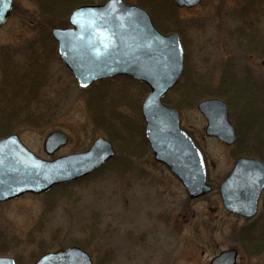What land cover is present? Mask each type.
<instances>
[{"label":"rangeland","instance_id":"374dc122","mask_svg":"<svg viewBox=\"0 0 264 264\" xmlns=\"http://www.w3.org/2000/svg\"><path fill=\"white\" fill-rule=\"evenodd\" d=\"M90 1L89 4H100L106 0ZM123 1L127 5H138L143 0ZM245 1L200 0L195 7L179 9L171 0L176 8L172 20L161 24L157 19V22L163 28L181 26L186 43L184 63L187 58L194 73L215 68L211 79L213 85L219 81L220 70L227 59L237 68L250 66L257 77L264 71V63L259 57L236 49L227 31L237 25L238 9ZM68 17L63 20L64 26L55 25L56 21H47L42 16L34 0H14L11 16L0 28V54L4 49L7 56L16 54L17 60L21 59L27 52V44L36 39L38 20L50 24L52 29L67 28L70 26ZM47 71L46 95L56 101L49 104L55 111L54 104L59 106L56 116L44 121L49 122L47 124L40 122L39 127L14 126L11 133L2 137L14 133L33 154L51 160L84 151L96 138L108 140L103 127L109 128L112 124L117 128L113 122L119 124L121 115L133 127H140L141 120L145 126L139 115L149 92L147 87L144 95L145 90L140 85L146 86L144 83L115 77L80 90L62 62L53 60ZM172 90L165 96L174 99L176 95ZM118 92H124L126 97L114 98ZM103 94L107 102L100 100ZM179 110L181 126L191 133L196 145L206 154L209 178L215 183L220 182L230 171L237 148L205 135L206 120L198 112L197 104L184 105ZM91 111L97 112V122L92 120ZM106 112L112 117H107ZM52 131L63 132L68 143L53 154H47L43 142ZM248 138L251 139L250 134ZM152 157L149 150L136 159H118L119 167L115 166L118 161L114 162L95 177L61 189L60 199L49 193L56 188L53 187L48 191L51 206L46 210L44 194H25L0 203V238L11 243L12 248L7 256L15 260L19 257L20 264H34L38 258L31 260L29 256L41 254V244L45 251L54 252L59 247L74 246L91 239L87 252L93 264H210L214 256L230 249L238 251L236 264H264V252L254 256L246 254L236 237L239 228L247 224L253 225L254 234L263 232L264 193L258 212L262 220L246 221L230 216L221 206L217 192L190 200L181 183ZM121 167L126 171L116 176L113 168Z\"/></svg>","mask_w":264,"mask_h":264},{"label":"water","instance_id":"95a60500","mask_svg":"<svg viewBox=\"0 0 264 264\" xmlns=\"http://www.w3.org/2000/svg\"><path fill=\"white\" fill-rule=\"evenodd\" d=\"M180 9L192 8L200 0H173ZM14 0H0V28L7 22ZM67 28H53L58 57L80 88L116 76H126L149 88L141 105L145 138L156 162L178 179L190 199L211 191L205 161L193 138L180 126L179 112L162 99L177 84L184 70V49L177 33L162 34L148 12L123 0L75 7ZM206 120L205 133L232 145L235 128L227 104L218 98L197 103ZM63 132L53 131L45 139V153L66 145ZM109 140L94 139L87 150L47 160L33 154L16 134L0 138V203L25 194H45L53 187L82 179L115 156ZM224 209L245 218L255 216L264 189V163L239 157L229 175L219 184ZM236 250L213 257L210 264H236ZM82 248L72 246L48 252L34 264H92ZM0 264H16L13 257L0 256Z\"/></svg>","mask_w":264,"mask_h":264},{"label":"trees","instance_id":"16d2710c","mask_svg":"<svg viewBox=\"0 0 264 264\" xmlns=\"http://www.w3.org/2000/svg\"><path fill=\"white\" fill-rule=\"evenodd\" d=\"M170 2L171 0H143L138 4L150 12L149 14L152 15L156 26L162 32H177L186 51V43H184L185 39L181 33V26L169 29L161 27L159 22H157V19L162 22L161 24L172 20V12L176 8ZM34 3L47 21L53 20L56 21L55 25L64 26L63 20L67 19L74 7L81 3L89 4L92 2L90 0H34ZM237 17L239 20L237 25L227 30L230 39L236 44V49L239 48L254 57H259L264 63V0H246L239 7ZM36 25L38 28L36 39L32 40V43L27 44V52L23 54V59L17 60L16 54L7 56L4 49H2L0 54V137L11 133L14 130V126L28 124L36 127L40 125V122L47 124L49 122L44 121H48L50 118L53 119L59 109L56 103L54 104L56 105L55 108H57L56 111L49 105L56 101L46 95L45 89V85L49 80L47 70H49L50 62L53 60L60 62L56 43L50 35L52 27L50 24L40 20H38ZM231 61L227 59V61L223 62L219 81L214 82L215 85H213L211 79L214 76L215 68L213 71L205 68L203 72L202 70H196L194 73L186 58L181 80L172 90V93L176 95L175 98L170 99L167 96L163 101L179 110L184 105H196L195 103L208 97L224 99L229 108L230 118L237 131L236 156L245 155L264 161V71L255 77L250 66L237 68L238 66H235ZM121 78L126 79L124 77H119L118 79ZM140 85L145 90V95L148 89L146 86ZM125 97L124 92H118V95L114 98L122 99ZM109 99H111V96ZM100 100L107 102L105 94L100 96ZM109 114L110 112H106L107 117L111 118L112 115ZM139 115L141 116L140 109ZM91 116L92 120L97 122V112H92ZM116 116L118 118V114ZM119 122V124L113 122V125L115 124L117 128H113L112 124H109V128L108 126L103 127L109 138L108 140L114 146L115 157L104 167L82 180L95 177L97 173L108 168L114 162L118 161L115 166L119 167L118 159L127 160L130 157L136 159L144 152L149 151L148 143L144 138L142 120L141 126H138L139 129L130 125L129 121L123 118L122 115ZM249 134L251 139L248 138ZM113 169L116 176H120L121 173L126 171L125 167ZM76 183L78 181L57 186L49 193L60 199L62 196L60 190L71 187ZM215 185H212L213 191L216 188ZM44 195L47 198L45 203L46 210L51 205L48 203L50 199L48 198V193ZM252 226V224H247L239 228L236 237L246 254L261 255L264 252V229L263 232L260 231L254 234ZM89 242H91V239L89 241L85 240L84 243L76 244V246L79 245V247L88 251L91 246ZM41 245L40 248L42 247L43 249H40L39 252L43 254L47 251ZM11 249V243L0 238V255L7 256ZM39 255L32 254L29 257L31 260H36ZM16 261L17 264H20L19 257H16Z\"/></svg>","mask_w":264,"mask_h":264},{"label":"flooded vegetation","instance_id":"af4514ba","mask_svg":"<svg viewBox=\"0 0 264 264\" xmlns=\"http://www.w3.org/2000/svg\"><path fill=\"white\" fill-rule=\"evenodd\" d=\"M260 204H261V198H260V201H259V206H258V211H259V207H260ZM258 216V213H257V215L253 218V220L255 219L256 221H260V220H262L263 218L262 217H257ZM264 220V219H263Z\"/></svg>","mask_w":264,"mask_h":264},{"label":"bare ground","instance_id":"6f19581e","mask_svg":"<svg viewBox=\"0 0 264 264\" xmlns=\"http://www.w3.org/2000/svg\"><path fill=\"white\" fill-rule=\"evenodd\" d=\"M213 71V70H212ZM211 98H218V99H221V100H223L225 103H226V101L224 100V99H222V98H219V97H211ZM177 109V108H176Z\"/></svg>","mask_w":264,"mask_h":264}]
</instances>
